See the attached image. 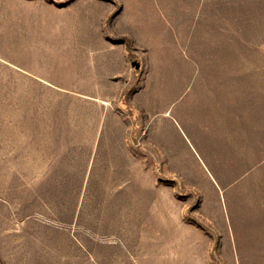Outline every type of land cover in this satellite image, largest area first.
Listing matches in <instances>:
<instances>
[{
	"label": "rangeland",
	"instance_id": "obj_1",
	"mask_svg": "<svg viewBox=\"0 0 264 264\" xmlns=\"http://www.w3.org/2000/svg\"><path fill=\"white\" fill-rule=\"evenodd\" d=\"M0 264H264V0H0Z\"/></svg>",
	"mask_w": 264,
	"mask_h": 264
},
{
	"label": "water",
	"instance_id": "obj_2",
	"mask_svg": "<svg viewBox=\"0 0 264 264\" xmlns=\"http://www.w3.org/2000/svg\"><path fill=\"white\" fill-rule=\"evenodd\" d=\"M139 66V65H138Z\"/></svg>",
	"mask_w": 264,
	"mask_h": 264
}]
</instances>
